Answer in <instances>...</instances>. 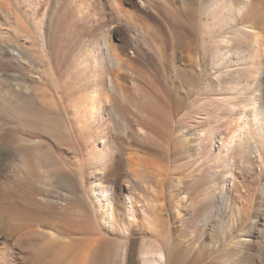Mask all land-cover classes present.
Segmentation results:
<instances>
[{
  "label": "rangeland",
  "instance_id": "obj_1",
  "mask_svg": "<svg viewBox=\"0 0 264 264\" xmlns=\"http://www.w3.org/2000/svg\"><path fill=\"white\" fill-rule=\"evenodd\" d=\"M106 1L0 0V264H104L108 250L123 264L130 244L143 264L139 252L161 228L177 253L165 264H264V77L249 71L264 46L228 33L253 19L224 0L209 12L207 0ZM219 14L235 15V26L219 27ZM43 17L58 27L61 53L90 33L86 64L48 73L34 37ZM255 29L264 40V22ZM102 36L130 66L126 80L113 73L118 86L144 89L143 110L113 91L112 106L65 100L98 63ZM134 199L138 224L128 217ZM111 213L123 214L121 228L108 225Z\"/></svg>",
  "mask_w": 264,
  "mask_h": 264
},
{
  "label": "bare ground",
  "instance_id": "obj_2",
  "mask_svg": "<svg viewBox=\"0 0 264 264\" xmlns=\"http://www.w3.org/2000/svg\"><path fill=\"white\" fill-rule=\"evenodd\" d=\"M112 1L115 2L116 4H119V0H107L106 2H107L109 7H111ZM223 2H224V4L222 3L223 9H226L230 12H232V10H235V9H237L239 11L238 12V15L240 14L238 16L239 20L243 21L244 19H250V20L253 19V21L248 26H246L245 28L239 27L238 29H233L228 33H230L232 36L234 34H238L237 31L239 33L240 32H247V33L253 34V36L255 38V43H256L255 46H258L259 48L261 47V45L264 46V40H262V35L260 32V29H255L260 23L264 22V0H224ZM168 3H167V6H168ZM217 7H218V2L216 0H207L206 4L204 5V9H205L204 11L209 12V11H212L213 9H215ZM68 13H69V11H68ZM226 15L223 16L222 14H219V16H217V18H219L220 20H219V22H216V24L218 23L217 25L219 27L225 28L228 25L227 21L228 22L230 21V24L232 25V27L230 26V24H229V26L231 28H233V26H235V25H233V23L236 22L237 17H235V15H234V18H232V17L226 16ZM259 16H261V17L259 18ZM44 18L45 17H43L41 19L42 22H40L39 26L36 27V29L34 30L36 33V34H34V37L40 44L39 48L41 50L40 52L42 53V56H44L46 58V64H47L46 66L48 67V70H47L48 73H54L53 70L57 71L58 73H66L67 68L69 67L68 62H66V61H69L70 63H72V61L83 60L84 63L86 64L88 61L87 53H86L88 51V48L86 46H85V48H83L81 46V43H82V39L85 38V36H87L90 33H87V31L84 32L81 30L82 34L81 33L80 34H81L82 39H80L77 43H75L72 46V48L70 47L69 51H64V53H61L62 46H61L60 42H61V40H63L62 35H60L59 29L57 30L58 27L55 29H51V28L46 27L44 24V21H45ZM71 19H73L72 16H71ZM215 19L216 18H214V20ZM230 27L229 28L227 27V28L230 29ZM149 32H150V29H149ZM154 33H156V32H154ZM154 33L153 32L149 33L151 38H153V36L156 35V34L154 35ZM58 34H59V38L56 39ZM109 34H112L111 30H109ZM54 35H55V38L52 39V37ZM220 35H222V34H220ZM101 38L102 39L100 41V44L98 45V51H99L98 63L96 65L89 66L88 69L85 68L86 70H84V72H83L84 74L82 76L75 77L69 83L68 88L63 92L65 100L68 101V104H70V106L74 109H76V108L79 109L83 106L86 107V106H90V105H97V104L102 103V102H103V104H106L107 106H112L114 104V100L111 97V91H113L112 93H114V92L115 93H117V92L121 93L123 100L126 103H128L129 105H133V106L135 105L136 107L141 108L143 110L147 106V105H145L146 103L151 104L150 102L145 103V100H147L146 96L141 95V92H143L144 89L143 88H137V90L140 91V94H136L137 92L135 94H131L132 90L129 93L127 91L128 89H126V87L124 88L120 85L118 86V84H117L118 82H116V80L114 79L113 73L114 72L118 73V75H119L118 78L122 79V81H123V79L126 80L127 79L126 74H127V71L129 70L130 66L127 63V61L122 60L118 56V54L116 52L117 50L114 47H112L110 44H108V42L104 40L103 36ZM157 39H159V38H157ZM156 40H154L153 42L157 43ZM221 42L226 44V45H230L232 42V39L231 38L225 39L224 37H222ZM241 44H242V42H241ZM52 48H53V50L51 52ZM13 50L11 51V53L13 52ZM263 51H264V49H263ZM194 63L198 66L199 62H198L197 58L194 59ZM200 68L201 67H199V69ZM200 70H202V69H200ZM69 71H72L71 68L69 69ZM249 71L253 72L255 74V76H260L259 77V80H260L261 78L264 77V74H263L264 73V63H261V62L253 63L251 70H249ZM136 74H137L136 76H138L139 78L142 77L141 73H136ZM175 74L177 77H182V78L183 77L187 78V76H191V73H186L185 75H183L182 73H175ZM116 78H117V76H116ZM133 79H135V78H133ZM212 84H213V82H212ZM245 88L247 89V85H245ZM243 89H244V87H243ZM143 94H145V93H143ZM251 99L247 100V102H248L247 104L252 106V108H254L255 111H258L259 108H258L257 104L254 102V99H252V100ZM29 114H30V112H29ZM34 114H35V112H34ZM36 114H38V113H36ZM29 116L31 119L35 118L36 120L41 122L42 125H44V126L50 125V120L46 116L44 117V116L32 115V114L28 115V117ZM55 119H57V117ZM187 139L188 138L185 136L186 141H188ZM138 184H140L142 186H146V183H144L141 179H140V182ZM134 185H136V184H134ZM130 199H132V198H130ZM129 203H130V207L128 209V215H129L128 217H131L134 220V224H138L140 222V220L138 219L139 217H138V212H137L138 201L136 199H134V200H131V202H129ZM119 208H120V206H119ZM152 209L154 210V211L153 210L152 211H153V216H154L155 220H156L155 216H157V220L160 219L159 224H160V222H163L162 217H161V213L163 211H161L160 209H157V208H152ZM151 216H152V214H151ZM151 216H149V217H151ZM107 221H108V225L111 228L120 227L122 222H124L123 221V214L122 213H118V214L111 213L108 215ZM2 223H3V221L1 222L0 225H2ZM155 223L157 224V222H155ZM4 224H6V223H4ZM162 224L163 223H161L160 225H162ZM159 228H161V226ZM160 230H162V228ZM160 230H159L160 234H159V232L156 233V235L159 234L156 236L157 238L155 237L157 241H155V239L152 241L153 238L149 239L152 241V243H150V241H149V243L148 242L144 243V249H142L139 252L140 257H141L140 259L142 260L143 264H163V263L165 264V263H167L166 261L170 257L172 258V256L175 257L177 255V253L174 251V249L172 250L168 247L169 246L168 243L165 244L164 241H162L164 239H161V238H165L164 237L165 234H163L162 233L163 231L161 232ZM164 232H166V231L164 230ZM153 234H155V233H153ZM161 234H163V237L162 236L160 237ZM170 239H172V238L170 237ZM154 241L159 242V243L154 244L155 243ZM174 245H175V243H174ZM236 245H237V243H236ZM172 246H173V244H172ZM172 246H170V247H172ZM176 247H175V250H176ZM51 251H48L47 253H49V252L51 253ZM123 255H122L123 261H124L123 264H138L134 259L133 244H130L129 247H126L125 249H123ZM216 258L218 260L220 257H216ZM216 258H215V260H216ZM172 259L175 260V258H172ZM114 260H115V254H113L111 251L108 250L106 255H105L104 264H113ZM204 261H199L198 264L199 263L206 264V263H204ZM210 261H212V260H210ZM50 263H51V261H50ZM192 263H194V262H192ZM213 264H215V262Z\"/></svg>",
  "mask_w": 264,
  "mask_h": 264
}]
</instances>
